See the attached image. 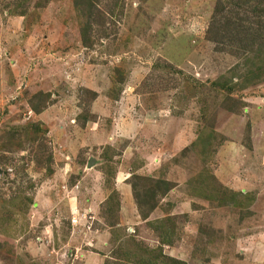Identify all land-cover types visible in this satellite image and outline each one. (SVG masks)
<instances>
[{"label": "rangeland", "instance_id": "1", "mask_svg": "<svg viewBox=\"0 0 264 264\" xmlns=\"http://www.w3.org/2000/svg\"><path fill=\"white\" fill-rule=\"evenodd\" d=\"M259 98L264 0H0V264H264Z\"/></svg>", "mask_w": 264, "mask_h": 264}, {"label": "trees", "instance_id": "2", "mask_svg": "<svg viewBox=\"0 0 264 264\" xmlns=\"http://www.w3.org/2000/svg\"><path fill=\"white\" fill-rule=\"evenodd\" d=\"M220 7H222L221 4L218 7V9L216 7L215 14L212 17V22L209 23L206 33L208 36L210 34H212V36H210L211 37L210 40L219 43L220 47H223L224 45L232 44V43H224L227 41L231 42L233 40L227 36V33H225V31L230 30V27L232 25H234V23L232 22V20L230 18H228L226 16L218 17V15L221 14L222 10H223ZM217 13H218V15H217ZM236 30H238V29H236ZM238 31L240 32V29Z\"/></svg>", "mask_w": 264, "mask_h": 264}, {"label": "crops", "instance_id": "3", "mask_svg": "<svg viewBox=\"0 0 264 264\" xmlns=\"http://www.w3.org/2000/svg\"><path fill=\"white\" fill-rule=\"evenodd\" d=\"M252 102L253 104H259V105L249 106L245 112V114H248V116L247 117L245 116V118H248L250 122V147L253 149V151L259 152L260 148H256V143L258 144V142L256 141L255 138L256 137L255 127H256V123L258 124L262 123L264 125V104L262 103V98H259L258 100L257 99L253 100ZM232 123H236V120L231 121L229 125ZM245 126L246 124H244V127ZM262 129L264 130V127H262Z\"/></svg>", "mask_w": 264, "mask_h": 264}]
</instances>
